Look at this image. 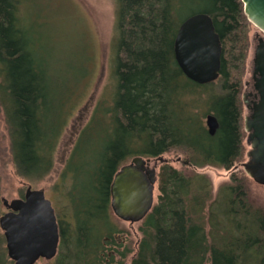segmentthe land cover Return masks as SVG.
Listing matches in <instances>:
<instances>
[{"label": "trees", "instance_id": "16d2710c", "mask_svg": "<svg viewBox=\"0 0 264 264\" xmlns=\"http://www.w3.org/2000/svg\"><path fill=\"white\" fill-rule=\"evenodd\" d=\"M119 1L113 103L91 113L60 172V245L52 264L114 261L107 247L116 246L122 231L112 216L111 183L133 157L181 152L187 166L230 170L243 156L241 92L250 22L242 0ZM17 9L18 0H0V106L16 173L36 183L55 167L71 89L54 77ZM194 13L212 18L223 47L219 77L204 85L189 80L174 56L178 29ZM209 114L219 122L214 135L204 122ZM168 163L160 167L158 200L141 222L131 264H264V210L253 208L246 181L234 176L212 201L206 175L188 176ZM0 264H9L1 243Z\"/></svg>", "mask_w": 264, "mask_h": 264}, {"label": "rangeland", "instance_id": "374dc122", "mask_svg": "<svg viewBox=\"0 0 264 264\" xmlns=\"http://www.w3.org/2000/svg\"><path fill=\"white\" fill-rule=\"evenodd\" d=\"M119 8V0H18L17 15L24 30L32 38L35 36L38 40L37 48L48 55L54 77L60 82H67L66 84L71 89V95L68 97L70 102L67 106L70 110V118L56 151L53 171L43 180L32 183L16 173L12 161L9 130L3 108L0 106V216L8 212L2 199L6 198L11 201L21 198L29 185L33 189H43L56 207V212L63 204L56 185L75 138L88 123L95 108L99 105L107 106L113 103L117 85L116 70L120 39ZM248 21L250 22L248 33L251 45L253 35L263 32L249 19ZM251 53L252 50L249 47L243 84L251 77ZM204 122L206 125V118ZM243 135L246 136L245 133ZM242 145L243 156L230 170L212 165L202 168L187 166L184 164L187 157L181 152L164 154L163 157L168 160L170 166L188 176L206 175L212 184V201L216 199L219 190L224 185L231 183L234 176L244 179L248 185L247 192L253 208L264 210V186L257 184L243 167V164L248 162L250 146L244 138ZM178 157L180 161L177 160ZM158 196L157 183L156 201ZM205 212L207 215L208 207ZM112 216L122 232L115 236L116 246L107 247L110 255L114 254V261L108 264H131L142 237L139 230L141 223L124 222L118 219L113 211ZM208 228L207 226V230ZM0 243L6 248V239L1 228ZM114 249H118L119 253H111ZM126 250H129L126 258H121L120 253ZM8 262L14 264L9 257ZM36 264L52 263L43 259Z\"/></svg>", "mask_w": 264, "mask_h": 264}, {"label": "water", "instance_id": "95a60500", "mask_svg": "<svg viewBox=\"0 0 264 264\" xmlns=\"http://www.w3.org/2000/svg\"><path fill=\"white\" fill-rule=\"evenodd\" d=\"M248 19L264 33V0H242ZM223 47L212 18L194 13L180 25L174 42L175 60L191 81L204 85L218 79ZM262 79L258 85L264 96V62L258 63ZM259 121V119H257ZM246 120L250 133L248 162L243 164L248 175L264 186V124ZM206 125L210 135L218 128V119L209 114ZM180 161V158L177 159ZM168 160L163 157H133L115 173L111 183V209L114 215L130 224L141 223L153 209L158 169ZM8 212L0 216V228L6 239L7 256L14 264H36L41 258L53 260L59 250L58 219L52 202L43 189L29 185L24 198L2 199Z\"/></svg>", "mask_w": 264, "mask_h": 264}, {"label": "flooded vegetation", "instance_id": "af4514ba", "mask_svg": "<svg viewBox=\"0 0 264 264\" xmlns=\"http://www.w3.org/2000/svg\"><path fill=\"white\" fill-rule=\"evenodd\" d=\"M250 48L252 50L251 60H250L251 77L247 81L244 82L243 89L241 92L242 121H241V126H240L241 127L240 129L241 139L243 141V138H244L248 146H250L248 144L249 134L250 133L254 134L256 130L251 129V131H248L246 128V120L248 119L250 121L256 122L257 119H259L257 123H259V125L261 123L264 124V96L258 90V85L260 83V80L262 79V73L258 70V63L260 60L264 62V33H255L253 35L251 39ZM244 133L246 134L245 137L243 135ZM250 150H251V146H250ZM185 163L188 164V162H185ZM21 198H24V195ZM52 205L54 207L53 202H52ZM54 209L56 212V207H54ZM56 215H57V212H56ZM57 219H58V215H57ZM111 253H114V251H112ZM40 260H43V258H41ZM53 260H50L48 262L52 263Z\"/></svg>", "mask_w": 264, "mask_h": 264}]
</instances>
